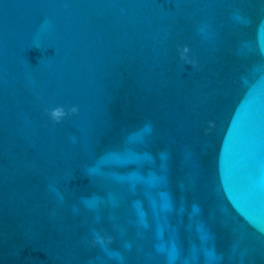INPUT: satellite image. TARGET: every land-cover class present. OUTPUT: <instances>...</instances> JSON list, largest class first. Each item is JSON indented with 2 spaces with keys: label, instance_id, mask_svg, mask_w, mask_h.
<instances>
[{
  "label": "water",
  "instance_id": "water-1",
  "mask_svg": "<svg viewBox=\"0 0 264 264\" xmlns=\"http://www.w3.org/2000/svg\"><path fill=\"white\" fill-rule=\"evenodd\" d=\"M0 264H264V0H0Z\"/></svg>",
  "mask_w": 264,
  "mask_h": 264
},
{
  "label": "clouds",
  "instance_id": "clouds-1",
  "mask_svg": "<svg viewBox=\"0 0 264 264\" xmlns=\"http://www.w3.org/2000/svg\"><path fill=\"white\" fill-rule=\"evenodd\" d=\"M73 110H75V109H73ZM63 115V112H62V110H57L56 112H54V113H52V116L55 118V119H57V120H59V118L61 117Z\"/></svg>",
  "mask_w": 264,
  "mask_h": 264
}]
</instances>
